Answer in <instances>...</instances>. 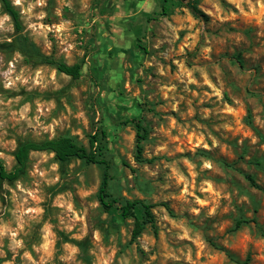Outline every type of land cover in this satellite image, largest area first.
<instances>
[{
	"label": "rangeland",
	"instance_id": "1",
	"mask_svg": "<svg viewBox=\"0 0 264 264\" xmlns=\"http://www.w3.org/2000/svg\"><path fill=\"white\" fill-rule=\"evenodd\" d=\"M14 7L22 33L40 52L83 66L73 80L26 59L11 45L16 35L11 19L5 21L0 160L12 169L22 140L69 135L88 148L89 135L101 128L110 194L153 204L155 228L147 224L130 242L133 219L99 205L98 165L77 158L60 165L53 152L33 151L18 179L0 183V222L15 229L22 206L42 211L23 217L17 237L22 248L14 251L7 235L0 240V264H237L245 258L246 264H264V18L241 14L230 0H199L207 20L193 17L177 0H46L33 10L46 13L41 20ZM28 23H64L66 29L44 33ZM10 62L27 84L4 88ZM38 71L43 79L34 84ZM26 105L27 119L17 122L12 113ZM133 119L147 128L142 155L154 157L151 162L134 158ZM206 161L211 168L203 167ZM174 169L185 177L187 193ZM17 182L39 200L28 197L25 203ZM208 184L213 191H201ZM195 197L208 203L200 206ZM240 219L247 221L235 229ZM46 232L51 255L37 251Z\"/></svg>",
	"mask_w": 264,
	"mask_h": 264
},
{
	"label": "trees",
	"instance_id": "2",
	"mask_svg": "<svg viewBox=\"0 0 264 264\" xmlns=\"http://www.w3.org/2000/svg\"><path fill=\"white\" fill-rule=\"evenodd\" d=\"M177 2L180 6L187 8L193 17L200 20H207V15L197 7L199 0H177ZM0 4L3 11L11 18L14 34L16 35L11 42V45L24 55L26 59L51 65L57 72L63 73L73 80L78 79L81 76L83 66L82 61H75L69 64L40 52L28 36L22 33L23 26L20 20V14L12 2L10 0H0ZM161 10L163 14L166 13L164 5H162ZM132 121L135 126L134 158L139 163L151 162L154 157L145 158L142 155L143 143L147 137V128L139 119H133ZM105 134L106 133L103 129L97 128L94 133L90 134L88 137V148L75 141L69 135H59L41 141H19L13 151L15 161L14 167L8 170L0 160V183L2 181L12 182L18 179L24 172L29 155L33 151L53 152L54 158L60 165L68 162L72 158L80 159L87 164H96L101 168V179L96 194L99 205L104 212H107L108 214H116L120 219H133L130 234V242H133L142 233L147 224L155 228L154 216L151 211L153 204L137 198L119 200L112 197L109 192L110 164L104 157L105 145L102 142V137H104ZM245 177L251 185L257 188L259 187L250 174H245ZM163 205L167 207L165 203ZM246 221L247 220L242 219L237 220L234 228H238L241 223ZM261 233L264 236V232L262 231ZM246 261L247 258L242 262L236 261V263L246 264Z\"/></svg>",
	"mask_w": 264,
	"mask_h": 264
},
{
	"label": "clouds",
	"instance_id": "3",
	"mask_svg": "<svg viewBox=\"0 0 264 264\" xmlns=\"http://www.w3.org/2000/svg\"><path fill=\"white\" fill-rule=\"evenodd\" d=\"M12 3L14 6H19L22 14L26 15L28 17V19L30 20L31 17L33 15H35L37 17L38 20H41L44 18V16L46 15V13H44L43 11L39 12V13H35L33 10L38 7V6H44L46 4V0H12ZM230 3L235 4V6L240 10L241 14L245 15V16H253L256 17L258 20L261 18H264V0H230ZM247 5L248 7V11H245L244 5ZM26 5V6H25ZM57 13L59 14V9H57ZM234 15V14H233ZM10 17L8 15H4L2 17H0V29L4 28L5 25V21H10ZM27 27L29 29H32L33 31H38V30H42L44 33H47L48 31H55L57 33V35H59L60 33H62L65 29H66V25L64 23H60L58 25H54L52 28H48L46 25L40 24V23H28ZM9 30H11V25H8ZM69 49L73 47V45H69L68 46ZM17 57L19 56V53H16ZM16 73V68H15V64L10 62L9 66L7 68L6 71H3V77H4V81H3V86L5 89H12L17 82L19 81L21 84H27L28 83V77H25L23 75V71H21V74L19 75H14ZM34 84H40L41 80L43 79L41 73L38 71L35 75V77H32ZM206 83H208V81H205ZM217 96L220 95L219 91H216L215 93ZM19 98H17L18 100ZM11 103V102H9ZM4 101L0 100V105H3ZM228 111H232V109H228ZM27 112H28V106L26 105L23 109H21V111L17 114L15 112L12 113V118L15 119L17 122H19V120H23V119H27ZM4 114V110L3 108H0V115ZM3 124L4 121L0 120V129L3 128ZM44 130H49L48 128H45ZM0 143H3L2 140H0ZM204 147H208L206 144L204 145ZM4 153L0 152V157H3ZM53 169H55L57 167V165H53L52 166ZM203 167L205 168H211L212 165L210 162H205ZM174 173L177 176V180L179 181H184L185 182V189L184 191L187 193L189 191L188 186H187V181L185 180V177H183L181 174H179L178 172L175 171L174 169ZM40 175H44V173H40ZM6 188H8L7 183H5L4 185ZM17 189H19L20 193H26V195L23 197V201L26 203L27 202V198L28 197H32V199L34 200H39V197L36 195V193L34 191H29L28 189H25L19 182H17ZM11 190V189H10ZM13 191V198H16V191ZM201 191L203 192H209L211 193L213 191L212 189V185L208 184V186L206 188H201ZM194 195V193H193ZM216 196H219V193H215ZM195 202L197 204H199L200 206H204L208 203L207 200L201 199L200 197H195ZM193 213H198L199 212V208H192L191 209ZM42 211L41 208L39 207H21V212L19 217H17V227L15 229L11 228L8 224H5L3 222H0V240L3 239V237H5L6 235L9 236L10 240H11V244L10 247L15 251L16 249L22 248L23 247V241L21 239H18V234L23 231L24 229V225H25V221L23 219V217L25 215L29 216L30 218H32L33 214H38ZM215 209H212V212H214ZM76 219H82V217L76 216ZM185 235H187V233H185ZM183 238V237H182ZM45 239V243L42 244L40 246V248L37 249V251H41V249H43V251L45 253H47L48 255H51L50 252V242L48 241V235L46 232V235L44 237ZM2 254V253H0ZM25 257L28 260H32V257L29 253L25 252L24 253ZM42 261L44 259V257L41 258ZM32 264H36L35 261H32ZM106 264V262H105Z\"/></svg>",
	"mask_w": 264,
	"mask_h": 264
}]
</instances>
